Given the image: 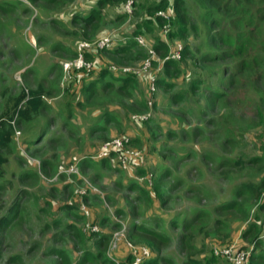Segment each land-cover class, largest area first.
<instances>
[{"label": "rangeland", "instance_id": "374dc122", "mask_svg": "<svg viewBox=\"0 0 264 264\" xmlns=\"http://www.w3.org/2000/svg\"><path fill=\"white\" fill-rule=\"evenodd\" d=\"M160 1L134 0L124 18L120 4L102 8L103 22L85 37L73 18L100 9L98 0H0V113L23 89L43 85L48 93L46 108L16 125L4 153L0 217L10 222L0 231V264H146L157 258L159 264H228L216 250L252 253L256 243L245 238L251 226L264 250V189L261 196L239 193V185L264 179V0H184L185 36L176 0H165L169 8L161 10L168 34V22L157 21L159 11L151 8ZM138 35L144 44L135 41L134 55L144 56L123 66L136 76L129 94L115 77L99 74L104 64L120 65L106 52L94 51L96 68L66 81L63 64L75 57L78 43L108 37L116 47ZM231 38L246 51L227 54ZM157 39L170 52L188 45L191 58L177 59L178 77L165 75L166 58L158 54L142 70ZM243 59L251 67H241ZM152 76L173 84L169 90L157 84L149 106ZM143 113H151L150 120H130ZM119 137L142 151L128 170L115 157H98ZM240 159L243 165L236 164ZM71 164L78 173L66 172ZM148 175L152 186L142 182ZM231 200L239 210L224 209ZM13 204L15 212L9 211ZM69 225L78 228L75 234ZM90 225L109 236L106 248ZM134 225L169 236L170 245L154 250L133 240Z\"/></svg>", "mask_w": 264, "mask_h": 264}, {"label": "trees", "instance_id": "16d2710c", "mask_svg": "<svg viewBox=\"0 0 264 264\" xmlns=\"http://www.w3.org/2000/svg\"><path fill=\"white\" fill-rule=\"evenodd\" d=\"M213 1V0H212ZM100 9L94 8L90 11L89 14L85 16L81 15H75L73 18L72 23H79L82 26V32L85 37L90 36V31H94V33L98 30L100 27L101 23L103 22V13H102V8H105L110 5H115V4H120V10L121 14L119 13V18H124L127 17L128 14L124 12L123 10V0H98ZM220 6V4L218 3ZM154 7L151 8L152 12H157L161 10H166L169 8V4L165 0H161L157 4L153 5ZM173 10L176 12L178 15V21H179V30L180 34L182 36H185L186 34V27L185 24L187 21V6L186 2L184 0H176ZM157 21L159 23H165L168 22L166 19L163 17H158ZM170 21V20H169ZM135 39V38H134ZM135 40L125 42L123 44H119L116 47L112 48H106V49H101L98 50V53H103L106 52L109 54L112 59L117 62L118 66H124V64H128L130 61L133 60V58H140L144 56L142 52H140L138 55H134V51L136 49L137 42ZM223 41V40H222ZM232 38L227 41L228 44L233 45V51L230 53H227L231 56H238L241 55L246 51V46L244 44H238L236 42H232ZM154 49L157 52L159 56L162 58H166L165 62V75L170 78H176L180 75V68L178 64V60L175 59H167L169 55V47L168 44L165 40L162 39H157V41L154 44ZM139 52V50H137ZM96 54V53H95ZM94 57V60L96 59V56ZM182 56L184 60L190 59V51L188 48V45L185 46L184 50L182 51ZM221 55H216V56H210L206 55L204 56L205 59L207 60H214V59H221ZM250 57V56H249ZM252 62H247V59H243L241 61L240 66L241 67H251ZM110 64H104L102 68L99 70V74L101 77H106L107 75H111L112 77H115L116 81H118L119 88L121 91L125 92L126 94H129L127 92L131 86L133 85L136 76L134 74H120L118 72H113L109 68ZM105 86H108L110 88H113L114 85L111 82H105ZM157 84L164 86L166 89H170L172 87L171 82H168L167 80L164 79H157ZM193 87H197L193 85ZM47 91L43 87V85H39L35 89H23L19 95L17 96H10L7 98L2 112L0 113V179H3L4 177V169L5 165L8 161V159L4 156L5 152H8L11 150V146L13 144L14 140V134H15V128L16 125L21 122H29L31 121L34 117L38 116L43 109L46 108V102H45V97H46ZM221 94L218 93V96ZM222 96V95H221ZM133 115V114H132ZM132 115L130 117V120L133 123L140 124V123H145V122H136L132 120ZM113 157H108V158H101L103 161H108ZM90 160V159H86ZM253 162H256L254 159ZM237 165H243L244 161L237 160L236 162ZM132 183V182H130ZM137 183V182H136ZM141 183V182H139ZM138 184V183H137ZM142 184V183H141ZM132 185H136L134 182ZM143 185V184H142ZM0 188L2 186L0 185ZM136 188V186H135ZM144 189V188H143ZM264 189V179H263V184L256 185L253 182H248V183H243L242 185H239V193L242 196V194L246 195H252V196H261L260 191ZM14 203V202H13ZM223 207V206H222ZM240 205L234 201H230L227 204H225L224 209L225 210H239ZM68 208H72L68 206ZM262 209L264 210V205H262ZM9 211H16V204H13L10 208ZM10 220H8V216H1L0 217V231L4 230L5 227L9 224ZM72 233H76L78 228L76 226H71ZM135 229L133 232V240L141 242L140 240H143L154 249V250H162L165 247H168L170 245V237L167 235H161L158 234L157 232H154L151 230V228L146 227V226H139V225H134ZM88 235V234H87ZM92 235V234H91ZM95 236H98L99 239H96V243L99 244V246L106 248L109 244L110 238L108 235H105L101 232L94 234ZM90 236V235H89ZM249 236L252 237L251 242H255V248L253 249L251 255H250V261L252 262H257L258 264H264V250L261 249V242H260V234H258V231L255 226H251L250 231L245 235V238H248ZM184 238V236L182 237ZM246 250V249H245ZM217 256V255H216ZM64 260L66 261V257L62 256ZM220 257V256H218ZM224 259L223 257H221ZM159 258L157 259H152L148 261L146 264H159ZM225 260V259H224ZM190 263L193 260V258H190L188 260ZM226 261V260H225ZM228 264H230L229 261H226Z\"/></svg>", "mask_w": 264, "mask_h": 264}, {"label": "built area", "instance_id": "2783aa9c", "mask_svg": "<svg viewBox=\"0 0 264 264\" xmlns=\"http://www.w3.org/2000/svg\"><path fill=\"white\" fill-rule=\"evenodd\" d=\"M124 12L125 13H131V9H134V0H124ZM134 3V4H133ZM160 16L164 15L162 11L158 12ZM165 32L168 34L169 33V22L164 26ZM137 42H140L141 44H144V38L142 36H136L135 37ZM115 46V41L112 40L111 38L104 37V38H99L93 42L89 41H82L78 43L76 46V55L75 57L70 60L66 61L63 64V70L65 72V78L66 81L70 80L71 82L76 74L80 73H88L93 71L96 68V62L93 58V53L94 51H98L101 49H106V48H112ZM183 45L179 44L178 46H175L174 50L169 53L167 59H180L182 57V51H183ZM91 56V58H90ZM157 56V52L155 49L152 47L150 50V54L148 55V58L143 62L142 70L146 71L148 70L152 63L154 57ZM109 68L111 71H118L121 74H133L131 68L129 67H123V66H116V65H109ZM65 83V82H64ZM150 85H151V91L150 96H149V101L148 105L152 106L154 104V91L157 89V78L155 76L151 77L150 80ZM151 113H143V114H133L132 115V120L136 122H146L150 120ZM130 139L125 138V137H119V138H114L110 141H108L105 145L102 151L99 154V158H108V157H115L117 159V163L119 164L120 168L128 170L130 168L131 162L136 159V156L142 155L141 150H134V149H129L127 146L129 144ZM263 143H264V138H263ZM67 173H78V166L76 164H71L67 170ZM153 175H148L142 179L143 183H148L149 186L153 185ZM81 194V193H80ZM85 192H83V195ZM81 194V196L83 197ZM81 210L86 211L88 213L86 206L82 203L81 204ZM87 229H89V232L91 234H97L100 231V228L98 225H90ZM84 231L87 233V230L84 226ZM215 255L223 257L226 261H229L230 264H250V251H246L244 249L234 251L233 246H228L225 247L221 250H216Z\"/></svg>", "mask_w": 264, "mask_h": 264}]
</instances>
